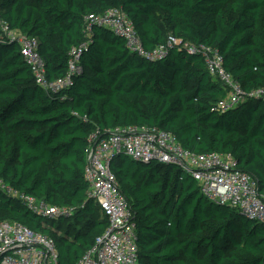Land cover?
<instances>
[{"label":"trees","instance_id":"trees-1","mask_svg":"<svg viewBox=\"0 0 264 264\" xmlns=\"http://www.w3.org/2000/svg\"><path fill=\"white\" fill-rule=\"evenodd\" d=\"M111 9L166 56L131 53L106 27L88 35L87 18ZM4 28L38 40L50 81L68 77L80 50L72 85H36ZM201 46L222 54L246 92L264 91V0H0V223L50 237L59 264H78L109 228L88 192L89 138L128 126L162 129L196 155H232L264 195V94L220 111L228 94L189 49ZM110 168L133 211L139 264H264V223L211 202L180 167L120 154ZM22 197L73 215L43 217Z\"/></svg>","mask_w":264,"mask_h":264},{"label":"built area","instance_id":"built-area-1","mask_svg":"<svg viewBox=\"0 0 264 264\" xmlns=\"http://www.w3.org/2000/svg\"><path fill=\"white\" fill-rule=\"evenodd\" d=\"M94 25L106 27L124 38L131 53L152 61L166 56L167 47L163 45L153 51L143 47L133 22L120 9H111L99 16L90 15L85 27L88 35ZM3 30L20 43L21 54L31 68L36 85L50 93L72 85V76L80 71L77 67L80 50L72 52L68 77L50 81L44 59L38 52V40L8 32L7 28ZM169 40L170 45L180 43L174 38ZM189 49L202 53L210 76L227 91V97L218 103L220 111L232 110L248 98L264 94L262 90L246 92L226 71L224 57L216 48L201 46ZM88 142L85 170L88 192L108 216L109 228L78 264H139L133 211L110 168L113 159L120 154L135 161H154L180 167L192 176L211 202L236 209L247 218L264 223V195L260 193L257 182L238 169L236 159L230 154H193L184 150L173 134L153 127H119L106 132L104 138H100L97 132L90 136ZM22 199L28 203L30 210L43 217L73 215L71 208L51 206L34 198ZM0 258V264H59L53 239L35 233L18 222L9 221L0 223Z\"/></svg>","mask_w":264,"mask_h":264},{"label":"water","instance_id":"water-1","mask_svg":"<svg viewBox=\"0 0 264 264\" xmlns=\"http://www.w3.org/2000/svg\"><path fill=\"white\" fill-rule=\"evenodd\" d=\"M225 207H228V206H225ZM0 261H1V258H0Z\"/></svg>","mask_w":264,"mask_h":264},{"label":"bare ground","instance_id":"bare-ground-1","mask_svg":"<svg viewBox=\"0 0 264 264\" xmlns=\"http://www.w3.org/2000/svg\"><path fill=\"white\" fill-rule=\"evenodd\" d=\"M138 260H139V258H138Z\"/></svg>","mask_w":264,"mask_h":264}]
</instances>
